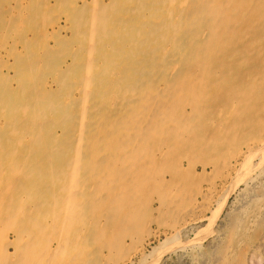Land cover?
I'll use <instances>...</instances> for the list:
<instances>
[{
	"label": "bare ground",
	"instance_id": "6f19581e",
	"mask_svg": "<svg viewBox=\"0 0 264 264\" xmlns=\"http://www.w3.org/2000/svg\"><path fill=\"white\" fill-rule=\"evenodd\" d=\"M64 5L70 10L50 30L63 31L74 51L66 60L46 51L42 82L25 69L22 85L0 87V221L20 214L0 232V258L12 245L22 255L16 264H99L114 252L124 255L114 264H132L144 258L143 238L156 225L177 243L169 253L179 264L259 261L264 85L234 73L251 67L245 57L254 55L264 72L260 52L236 45L264 46V0ZM243 90L254 97L246 98L249 108ZM197 171L212 180L185 181ZM33 190L27 209L22 195ZM229 195L204 262L189 236Z\"/></svg>",
	"mask_w": 264,
	"mask_h": 264
},
{
	"label": "rangeland",
	"instance_id": "374dc122",
	"mask_svg": "<svg viewBox=\"0 0 264 264\" xmlns=\"http://www.w3.org/2000/svg\"><path fill=\"white\" fill-rule=\"evenodd\" d=\"M61 1L62 0H19V1L18 0H0V87L1 88L4 87L8 90L9 88H16V87H19L20 85H22V83H18L17 80L22 75L20 73H23L22 71H24L25 69L27 70V72L29 71V69H31L30 70L31 72L34 71V72L38 73V76H37V74H34V73L31 74V78L35 80L34 84H37V82H36L37 77L40 78V80H38V82H42V78H43L42 72L44 69V60L46 57L45 56L46 51H51V53H53L54 57L57 59L58 58L59 59L65 58V60L67 59L66 56L69 53H71L72 51H74L73 49L75 46L72 45V47H71V45H69L68 39L63 34V31L60 30L58 32L57 29H55L54 31L50 30V25L59 22V16H61V13L70 10V9H65L66 5H64V2L66 0H63V2H61ZM67 1L73 2V1H77V0H67ZM45 2H46V4H45ZM51 3H52V5H51ZM13 4H15V5H13ZM8 5H10V6H8ZM6 6H8V7H6ZM14 6H18V7H14ZM9 10H10V12H9ZM55 13H57V14H55ZM7 20H9V21H7ZM242 24L244 25L242 27L243 32H246L245 31V24L246 23L242 22L240 25H242ZM59 25L62 26V23H59ZM44 31H46V32H44ZM33 32H35L34 36H32ZM43 34H44V36H43ZM45 34H46V36H45ZM31 37H32V39H31ZM259 41L262 42V40H259ZM27 45H29L30 48ZM236 45L246 46L247 48H249L250 51L252 49L253 51H256L257 53L260 52L261 55H263V57H264V46H262V44H256L257 46L255 45V47H252V45L250 44V42L247 39H245V40L241 39V40H238L236 42ZM61 47H62V49H61ZM68 48H70V50ZM23 49H25V50H23ZM243 53L246 56L248 51H245ZM251 53L252 52H250V55H251ZM9 55H11V56H9ZM63 56H64V58H63ZM51 59H52V56H51ZM245 59H250V61H253L252 62L253 65L251 67H246L245 69H242V70L238 69V68H236V69L234 68L236 70L234 75L238 78L244 77L243 79H247V80H248L247 77H259L258 80L260 79L259 81L261 82L262 85H264V79H262L264 72L260 68L262 62H259V60H257L256 55H254L252 57L247 56V57H245ZM21 61L23 63H21ZM11 67H12V69H11ZM56 68L59 69L60 65H58V64H55V65L52 64L51 65V70H53V72L56 71ZM17 73L20 74V76ZM13 82H15V83H13ZM232 86L233 85H230V86H228V88H230ZM243 92H244L243 93L244 96H243V98H241V95H240V101H242L246 98L252 97L251 92H246L245 90H243ZM238 93H239V91L236 90V94H238ZM252 98H254V97H252ZM208 102H210V101H208ZM221 104H223V103L221 102ZM245 104L249 108V104L247 102V99H246ZM241 106H243V105H241ZM221 109L223 111L220 112V115H222V118H226L227 110L224 107H221ZM226 121H227V123H228V121L231 122L232 121L231 117L230 116L227 117ZM206 135H207V133H206ZM195 159L197 160L198 156ZM199 173L200 172L197 171L195 173V176H189L188 175L189 177L185 181H202L201 184H204L206 181H211L213 178V175H211L210 172L206 173L204 175L199 174ZM196 176H198V177H196ZM192 191H193V189H192ZM22 197H23L24 201H26V204H27L26 208L28 207V205L30 208L32 206V201L36 200V198H35L36 192H35V190H33L31 192H26V194L22 195ZM232 198H233V196L229 195L227 197L226 201L224 202V205H221L219 207H211L212 208L211 211L210 210L207 211L205 218L202 221V224L199 226V228H197V230L189 236V242L190 241L195 242L196 239H198L195 243L198 242L199 244H201L200 245L201 248L199 247L197 251H198V253L200 252L199 254L201 255L202 258L205 257L203 259L204 262H205V259L208 257V251L206 249V245H207V240L210 239L209 235H212V230L214 228L215 229L217 228L216 226L219 225V223H218L219 220H222L225 217V215L227 214V212H229V204L232 202V200H233ZM209 211H210V213H209ZM18 216H20V214L17 215L16 220H18ZM10 220L0 221V232L1 231L2 232H5V231L9 232V230L11 228H13V227H11V225L13 226L14 222L16 220L15 221H10ZM20 220H21V218H20ZM40 222H42V218L39 219L38 221H36L34 224L38 225ZM108 228H109V229H107L108 234L111 237H114L115 232L112 233L113 228H111V227H108ZM52 229H53V227L46 228L47 231H52ZM149 231H150L149 235L147 237L143 238V253L145 255L144 258H142V260L140 259L141 262L139 261V259L133 260L132 264H139L138 262H140V264H158L159 261H161L163 264H177L178 263L177 258L174 255H171V253H169V251H170L169 249L173 248V246L177 243L174 242L175 244L171 245L170 243L167 242L166 239L169 238V235H168L169 233L163 232L164 230L161 229V227H156V225L151 226ZM138 234L140 236V232ZM142 234H143V232H142ZM48 235H50V234H48ZM10 236H11V234L8 236L9 241L12 240V238H11L12 236L11 237ZM49 237L53 238V237H55V235L51 234ZM161 244H162L163 248H161L162 247ZM8 248H9V250H8ZM14 249L15 248H13L12 245H10L6 248V250H8L7 251L8 255L10 254V252H12V251L13 252L10 254L11 256H9V257H6V256L3 258L1 257L0 258V264L1 263L16 264V262L20 260L19 256H22V255H19V253L18 254L14 253ZM193 252H194V250H193ZM119 253L120 252H114L115 255L113 253L112 254L110 253L109 254L110 256L106 254L105 260L101 261L99 264H114V262L120 261V259H122V257L124 255H122V257H120ZM15 257H16V259L14 260ZM7 258L8 259L13 258V259L8 260ZM67 260H69V259L64 258L63 261L61 259V264H63L62 262L67 261ZM8 261H10V262H8ZM255 261L253 264H262V263L264 264V255L260 258L259 261L257 260L256 263H255ZM64 264H67V263H64Z\"/></svg>",
	"mask_w": 264,
	"mask_h": 264
}]
</instances>
